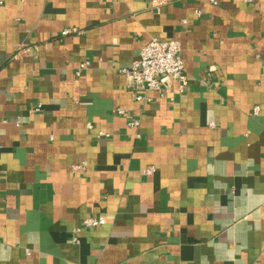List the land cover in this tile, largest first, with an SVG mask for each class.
I'll return each mask as SVG.
<instances>
[{
    "label": "crops",
    "instance_id": "0c3cea01",
    "mask_svg": "<svg viewBox=\"0 0 264 264\" xmlns=\"http://www.w3.org/2000/svg\"><path fill=\"white\" fill-rule=\"evenodd\" d=\"M214 1L2 0L0 264H264V0ZM152 37L173 100L120 71Z\"/></svg>",
    "mask_w": 264,
    "mask_h": 264
},
{
    "label": "built area",
    "instance_id": "2783aa9c",
    "mask_svg": "<svg viewBox=\"0 0 264 264\" xmlns=\"http://www.w3.org/2000/svg\"><path fill=\"white\" fill-rule=\"evenodd\" d=\"M167 0H150V3L154 6L165 3ZM215 3L214 0H210ZM2 0H0V5ZM199 14L200 11H195ZM77 29L73 27H65L62 29L61 34L66 35L72 32H76ZM22 46V45H21ZM181 45L177 39L161 40L157 37H152L143 47L140 49L138 56L126 67H122L120 71L130 80L131 88L134 93V99L140 102H147L151 100L148 95L149 92H158L162 94H169L170 99L173 100L175 93H181L184 91L188 84L187 75L185 73L184 64L180 55ZM89 65L88 61H82L75 69V74L80 75L81 71L86 69ZM41 106L38 103L35 109H39ZM259 106L255 105L252 108L253 114H258ZM122 109H117V113H122ZM138 119L130 121L129 126H137ZM99 134H104L103 131H99ZM136 137L139 134L136 133ZM73 170H85L86 163L75 164ZM154 170L153 167H147L143 172L144 174H150ZM106 219L104 217L86 216L82 219L81 225L86 227H94L104 224ZM75 230H79L76 227ZM76 240V237H72Z\"/></svg>",
    "mask_w": 264,
    "mask_h": 264
}]
</instances>
